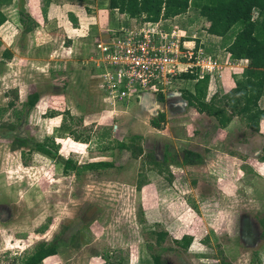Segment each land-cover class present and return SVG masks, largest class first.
<instances>
[{
    "label": "rangeland",
    "instance_id": "rangeland-1",
    "mask_svg": "<svg viewBox=\"0 0 264 264\" xmlns=\"http://www.w3.org/2000/svg\"><path fill=\"white\" fill-rule=\"evenodd\" d=\"M105 4L106 0H100L97 9L86 6L87 17L94 18L92 24L68 13L62 17L59 11L56 20H45L38 3L37 7L27 4L25 12L22 5H13L12 22L0 26V264H14L37 242L60 233L65 235V244L43 264H105L107 257H123L126 264H154L152 253L162 255L165 264H256V258L264 264L259 222L264 215V119L259 132L236 116L237 128L224 135L211 134L208 129L216 120L199 118L200 112L187 104L182 93L194 82L183 78L175 81L176 94L154 98L153 111L143 110L135 101L108 106L97 73L88 67L75 69L78 64L71 60L73 54L81 56L89 33L86 58L93 54L98 32L105 35L109 28L125 24L126 18ZM65 23V30L56 32L54 27ZM206 24L191 7L168 26L183 27L186 34L208 40V51L226 56L222 47L240 25L215 41ZM28 26L32 30L24 31ZM41 30L50 31V37L41 39ZM70 39L75 40L74 49L69 48ZM9 47L11 58L6 55ZM219 84L222 92L235 86L228 76ZM217 87L211 85L208 100ZM34 91L41 98L27 117L23 104ZM11 101L14 106L9 107ZM163 108L167 120L162 127H153L151 118ZM67 110L81 119L75 125L68 118L67 124L84 137L90 135L88 142L77 141L60 129ZM16 111L22 113L21 119ZM52 111L55 116H50ZM9 122L18 127L9 131L4 125ZM14 134L41 142L53 136L64 159L78 163L116 160L121 166L85 171L79 177L65 172L63 161L29 153L28 147L12 149ZM134 134L143 136L145 152L153 150L160 158L167 151L182 156L184 148L197 146L202 148L204 161L172 164L160 173L145 156L134 158L129 151H119L118 142ZM247 137L252 143L240 149ZM158 230L168 232L162 247L157 245ZM185 234L194 236L187 250L174 241ZM72 235L77 236L79 247L69 243Z\"/></svg>",
    "mask_w": 264,
    "mask_h": 264
},
{
    "label": "trees",
    "instance_id": "trees-1",
    "mask_svg": "<svg viewBox=\"0 0 264 264\" xmlns=\"http://www.w3.org/2000/svg\"><path fill=\"white\" fill-rule=\"evenodd\" d=\"M191 7L198 10L199 14L206 18L209 23L207 31L210 34L225 37L236 24L240 25L227 50L233 59H247L248 65L241 72V78L237 79L234 87L226 92L219 90L209 100L207 99L209 77L197 79L195 74L188 71L182 72L177 78L194 82L192 88L184 89L183 97L187 104L196 108L198 112L215 117L218 126L221 128L227 127L238 116L245 121L252 131L259 132L261 121L264 119V108L260 106V99L264 95V0H110L109 2L111 10H117L130 17L153 22L184 14ZM21 14L24 15L22 12ZM6 19L5 14L0 11V26ZM22 21L25 23L23 17ZM30 30H32V27L28 26L24 31ZM67 85L65 83L64 86H61L63 87L61 90L65 91ZM40 98L41 94L39 91L29 93L27 100L23 104V115L28 117L29 113L40 101ZM11 106H14V101L9 103V107ZM16 114L20 118L19 114L22 113L16 111ZM55 115V111L50 113V116ZM68 118L75 125L77 122H81V119L76 118L71 114L70 110H67L60 129L64 132L68 131V134L77 141L88 142L91 136L87 135L84 137L79 134L72 124H67ZM23 119H25V116ZM166 120V112L159 111L156 116L151 118V125L160 128ZM4 125L7 126L9 131H14L18 127L13 122ZM142 140L143 136L141 134H134L130 138L118 142V149L122 153L129 151L131 157L134 158L145 156V161L152 165V169H157L160 173L167 170V166L172 164L198 165L204 161L202 153L189 148L182 150V156L177 152L170 154L167 151L163 158H159L153 150L145 152ZM27 147L29 148V153L36 151L49 158L63 161L64 171H73L79 177L85 171L96 172L121 166L116 160H93L78 163L72 158L64 159L59 154L60 144L56 142L53 136H48L41 142L34 137L20 134L13 135L12 149ZM262 159H264V156H262ZM259 222L263 228L262 237L264 238V215L259 219ZM156 233L157 245L162 247V243L168 237V232L158 230ZM65 239V235L60 233L51 240H41L34 245L31 252L22 257H17L14 264H43L48 257L60 253L62 245L66 242ZM76 239L77 236L72 235L69 243H72L74 247H79L80 244L77 243ZM193 240V235L185 234L182 238L174 241L187 250ZM151 255L154 264H165L162 255L157 253H152ZM255 263L262 264L259 258H256ZM105 264H126V260L123 257L116 260H110L107 257Z\"/></svg>",
    "mask_w": 264,
    "mask_h": 264
},
{
    "label": "built area",
    "instance_id": "built-area-1",
    "mask_svg": "<svg viewBox=\"0 0 264 264\" xmlns=\"http://www.w3.org/2000/svg\"><path fill=\"white\" fill-rule=\"evenodd\" d=\"M96 43L85 65L99 71L102 99L116 108L129 102L169 98L182 72L197 79L209 77V85L218 84L226 71L242 67L247 59L214 55L205 43L188 38L179 27L133 17L132 23L107 30ZM160 94V95H159Z\"/></svg>",
    "mask_w": 264,
    "mask_h": 264
},
{
    "label": "crops",
    "instance_id": "crops-1",
    "mask_svg": "<svg viewBox=\"0 0 264 264\" xmlns=\"http://www.w3.org/2000/svg\"><path fill=\"white\" fill-rule=\"evenodd\" d=\"M99 1L100 0H0V11L1 12H3L4 14H5V16H6V21L1 25V26H5L7 23H11L12 21V17H11V8H12V6L14 5H17V6H20V5H22L23 6V11L25 12V7L27 6V4H34L35 5V7H37L36 6V4L38 3L39 5H41V6H43L42 8V11H43V18L45 19V20H47V19H50V18H53V19H55L56 17H58L59 16V14H61V16L62 17H64L67 13L68 14H71V16H72V18H75V19H77V20H80V22L82 21H90V23L92 24L93 23V21H91V20H93L94 18H92V17H87V16H89V14L87 13V10H86V6H89L90 8H93V9H97L98 8V5H99ZM109 2H110V0H106V4L105 5H107V7L109 8ZM45 9V10H44ZM46 11V12H45ZM56 11H59V14H57L56 13ZM91 12V11H90ZM120 13V12H119ZM50 14H51V16H50ZM53 14V15H52ZM120 16H121V19L122 18H126V20H123L124 22H125V24L123 25V26H128L130 23H132V21H133V17H130V16H128V15H126V14H124V13H120ZM78 17V18H77ZM181 17H182V14L181 15H178V16H176V17H173V18H169V19H161V21H162V23H164V24H166V25H168V23L171 21V19L172 20H178V19H181ZM204 18V17H203ZM121 19H119V21L121 22L122 20ZM206 19V18H205ZM56 20V19H55ZM37 24V28H38V26L40 25L39 23H36ZM90 25V24H89ZM208 25H209V23H208V21H207V24H206V28L208 27ZM123 26H120V27H123ZM181 26V25H180ZM40 27V26H39ZM65 27H66V23L61 27V26H57V27H54L55 28V30H56V32H60L61 30H65ZM93 27H95L96 28V26H91V28H93ZM77 28V27H76ZM75 28V29H76ZM95 28H94V30H95ZM169 28H172V27H169ZM179 28H182V30L183 31H185L186 29H184L183 27H179ZM75 29H73V30H75ZM79 29V28H78ZM106 29V28H105ZM109 29H111V28H109ZM119 29V28H118ZM55 30H53L52 31V33L53 32H55ZM90 30V29H89ZM42 31V34H41V36H40V38L42 39V38H44L45 39V35H47L46 36V38H48V37H50V31L49 32H45L44 33V31L43 30H41ZM90 32V31H89ZM75 32H71V35H75L74 34ZM108 33V32H107ZM91 34L89 33V35H87L86 36V38H85V42H86V44L88 43L87 42V40H88V38H89V36H90ZM210 36H212V37H215V38H211L212 40H215L216 41V39L217 38H221V36H217V35H214V34H209ZM187 36H188V38H192L193 36H195L196 37V41H197V43L199 44L200 42H203V43H206L207 45H209L208 43H209V41L208 40H206V41H203V39L200 37V36H198V35H196V34H194V35H188L187 34ZM72 37V36H71ZM101 37H103V32H98V34H97V40H96V42L101 38ZM73 38V37H72ZM2 40L4 41V38H2ZM233 40V39H232ZM232 40L230 41V42H228L227 44H225V47H222V50H224L225 51V53H226V55L228 54V53H230L228 50H227V47L229 46V44L232 42ZM70 42H73V44L71 45V46H69V48H72L73 47V49H74V44H75V40L73 39V41L70 39ZM84 43V42H83ZM86 44H84L85 45V48L83 47V49L81 50V56H79V57H76L77 55H75V54H73V56H74V59H72L73 57L71 56V60L75 63V64H78L77 66H76V68L75 69H78V67H80L82 70H83V68L84 67H88L89 69H91L92 70V72L93 73H97V75H98V77H100L99 76V71H98V69H96L95 67H93L92 65H85L86 64V62H87V60L89 59V58H86L87 56H88V51H86ZM95 47V46H94ZM212 47V46H211ZM213 49H215V50H217V48H215V47H213ZM74 51V50H73ZM73 51H70V52H72L73 53ZM69 52V51H68ZM216 53V52H215ZM215 53H214V55H215ZM6 55L7 56H9V58H11L12 56H13V53H12V50L10 49V47L6 50ZM232 58V57H231ZM247 65H248V62H247V64H243V68L240 66V67H237V68H234V71L233 70H231V69H228L227 71H226V74H225V77H224V79L222 80V81H225L226 79H227V76H228V78L230 77V78H232V81L234 80V82L236 83V81H237V79L238 78H241V76H240V74H241V72L242 71H244L245 70V68L247 67ZM77 71V70H76ZM81 81H82V83H83V81H84V79L83 78H81ZM220 82V81H219ZM219 82H218V84H216V83H213L212 84V86H218L217 88H216V90H215V92H213V94H212V96L216 93V92H218L219 90H221V87L222 86H220V84H219ZM222 84V83H221ZM209 90H210V85H209ZM209 92V91H208ZM177 93V91L175 90V91H172V93L171 94H176ZM208 96V95H207ZM211 96V97H212ZM154 102V98L152 99V96H147V98L145 99V101H142L141 103H139V107H143V110H144V108H145V110H149V111H151V108H152V105H150L151 103H153ZM260 106L262 107V108H264V95L261 97V99H260ZM120 107H121V105H120ZM122 107H126V106H122ZM159 107V106H158ZM163 111L165 110L164 108L162 109ZM142 111V110H141ZM166 111V110H165ZM197 113H199L198 111H197ZM167 114V113H166ZM209 117V118H211L212 120H213V118L215 119V117H213V116H210V115H208V114H206V113H199V118H202V117ZM213 117V118H212ZM236 119H239L238 117H235L233 120H232V122L227 126V127H225V128H221V127H219L218 126V124H217V122L215 121L214 122V125L212 126V127H210L208 130H210V133L211 134H214L215 135V133H221L222 135H224L225 133H226V131H230V129H233L234 127H236L237 128V126H235L236 125V122H237V120ZM216 120V119H215ZM228 128H229V130H228ZM227 134V133H226ZM226 137V136H225ZM251 138H249V137H247L245 140H244V142H242L241 143V145L239 146V148L240 149H243V148H245V147H248L249 148V146H250V143H252L251 142V140H250ZM189 149H192V150H195V151H198V152H200V153H202V148L201 147H197V146H189L188 147ZM262 259H264V258H262ZM264 261V260H263Z\"/></svg>",
    "mask_w": 264,
    "mask_h": 264
},
{
    "label": "water",
    "instance_id": "water-1",
    "mask_svg": "<svg viewBox=\"0 0 264 264\" xmlns=\"http://www.w3.org/2000/svg\"><path fill=\"white\" fill-rule=\"evenodd\" d=\"M172 95V94H171ZM153 109H154V107L153 108H151V111H153Z\"/></svg>",
    "mask_w": 264,
    "mask_h": 264
},
{
    "label": "flooded vegetation",
    "instance_id": "flooded-vegetation-1",
    "mask_svg": "<svg viewBox=\"0 0 264 264\" xmlns=\"http://www.w3.org/2000/svg\"><path fill=\"white\" fill-rule=\"evenodd\" d=\"M157 156L159 157V155L157 154ZM160 158V157H159Z\"/></svg>",
    "mask_w": 264,
    "mask_h": 264
}]
</instances>
